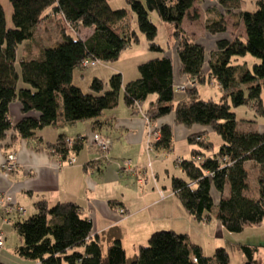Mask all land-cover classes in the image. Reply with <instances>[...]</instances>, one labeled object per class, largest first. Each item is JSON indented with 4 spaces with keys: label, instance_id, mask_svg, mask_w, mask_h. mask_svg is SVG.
I'll use <instances>...</instances> for the list:
<instances>
[{
    "label": "trees",
    "instance_id": "trees-1",
    "mask_svg": "<svg viewBox=\"0 0 264 264\" xmlns=\"http://www.w3.org/2000/svg\"><path fill=\"white\" fill-rule=\"evenodd\" d=\"M8 2L11 26L0 3V141H7L5 147L50 125L91 119L95 129L105 123L98 117L115 108L121 99L130 108L149 100L144 115L153 123L173 113L175 124L189 129L194 125L210 128L221 138L216 153L207 155L213 144L205 137L206 131L187 136L195 145L192 157L177 161L185 178L174 176L171 180V189L184 209L197 221L213 216L230 233L262 225L264 133L243 130L233 108L245 105L256 116L264 115V0H256L254 10L242 9L241 0H214V15L204 20L206 32L217 35L212 51L182 27L184 17L197 18L195 13L190 15L195 0H126L150 50L164 53L165 47L155 41L158 30L149 13L157 12L171 26L168 43L178 56V74L193 80L192 86L184 89L189 98L176 104L170 54L138 63L139 76L126 83L119 72L112 73L106 82L92 77L90 92L74 83L73 72L81 68L83 60L112 62L139 40L125 8H112L107 0ZM234 9H238L245 36L231 40L226 35L225 15ZM51 19L59 38L46 45L39 31L50 27ZM79 28L88 29L89 35L83 38ZM20 44H25L24 52L17 56ZM246 56L254 60L244 59ZM206 79L220 85V100L197 97L196 83ZM19 80L26 86H19ZM150 94L155 98L149 99ZM15 101L21 105L22 116L13 122L9 107ZM154 129L160 132L154 148L171 151V125L163 123ZM85 140V136H76L68 146L60 135L47 146L63 162L70 152L80 150ZM251 168L256 195L249 181ZM212 189L220 193L216 204ZM34 207L32 215L14 224L23 238L16 252L41 264H230L226 248L217 247L211 256L205 255L186 233L172 229L156 230L129 256L119 239L104 246L100 236H92V221L77 203L49 205L40 200ZM240 248L246 258L244 264H264V252L258 245L241 244Z\"/></svg>",
    "mask_w": 264,
    "mask_h": 264
},
{
    "label": "crops",
    "instance_id": "crops-1",
    "mask_svg": "<svg viewBox=\"0 0 264 264\" xmlns=\"http://www.w3.org/2000/svg\"><path fill=\"white\" fill-rule=\"evenodd\" d=\"M200 1L205 2L207 0ZM195 3L196 0L192 6L193 8L196 5ZM212 3H214V0L211 4L202 6L206 7L203 8L202 13L199 11L196 12L197 14L195 13L198 19L204 18L205 20L206 17L214 15V10L211 8ZM250 3V0H241V8L251 9ZM193 8L190 9V13ZM237 10L234 9L233 12L225 15L227 22L226 35L231 40L236 36H240V38H244L245 36V28L236 13ZM187 18V16L184 17L182 27L188 33L194 34L193 30L190 31L185 27ZM204 20L202 28H204ZM53 21L51 19L48 24L54 25ZM236 23L242 29V33L239 35L231 34V30H234ZM46 29L54 31L52 26ZM79 29L82 30L84 28ZM85 33L84 36L81 35L83 38L89 35V30ZM203 33V36L210 38V49H206L212 51L216 48L217 35H209L205 28ZM56 35L55 41L59 38L58 33ZM25 44L22 45L21 54L24 52L23 47ZM244 59H248L249 61L254 60L248 56L244 57ZM177 63V71L174 69L175 83H179L186 78L178 74L180 63ZM136 65L138 66V64ZM121 76H123L124 83L134 80H127L125 74ZM209 82L215 81L210 80ZM217 85L222 94L220 85L218 83ZM185 99L187 98H183L182 100ZM143 104L130 108L121 99L115 108L105 110L98 117V119L105 121V123L100 127H95V129L92 126L93 122L91 119H83V121H73L72 123H61L56 126L43 127L28 139L18 137L7 147L4 145L7 141H0V194L11 195L12 205L23 207L21 213L13 210L10 212V215L4 214L0 209V235L3 236V244L0 246V264H41L37 260L33 261L26 257H21L16 252V248L23 243V238L18 234L14 225L23 218L32 215L35 210L34 205L36 201L40 200L47 201L49 205L65 201L77 203L80 206L82 214L92 221V236H100L104 246L110 244L113 239H119L125 252L128 246L133 253L136 252L140 245H144V240L150 234L156 230H160L157 228L168 225L166 227L169 228L166 229H172L177 232L179 229H176L174 225L178 223L179 217H183L189 222L192 218L195 219L184 209L172 189L168 188L164 190V188L168 187L166 182L169 183V180H172L177 175L169 173L168 151H159L154 148L155 140H153V136L155 131H157L154 128L163 123L170 124L173 129L174 143L184 140L188 143L186 149L190 150L188 152L189 157L178 155L173 159L174 166L180 172L181 170L177 161L191 158V149L195 146L188 142L187 136L190 133L206 131L205 137L210 139L209 133L211 130L199 125H194L189 129L184 125L175 124L173 113L163 116L153 123L145 117L144 110L148 106L144 107ZM246 107L247 113L251 111L253 117L249 119L244 117L237 118L240 120L239 126L249 132L258 131L264 133V119L260 122L258 121L260 116L264 115L256 116L251 107ZM20 108L21 105L18 101L10 104L9 114L13 122H16L22 116ZM95 132L110 138L111 144L107 152V159L99 158L97 146L90 141V137ZM60 135L71 139L76 136H85L86 140L89 138V143L85 140L80 150L70 152V156H75L73 164L59 163V156L54 154L51 148L47 146V144L54 143ZM149 144L151 145L150 150H148ZM210 151L212 152H207L206 154L213 155L216 153L213 148ZM9 152L16 153L18 167L6 176L3 170H1V164L5 161V157ZM156 153H163V156H165L163 158L165 160L163 167L165 177L162 181H160L161 174ZM129 159L132 167L139 169L141 172L136 174L123 168L125 167L123 162ZM148 162L152 163L151 169L147 168ZM162 162L163 160H160L159 163L163 164ZM248 167H250V164H248ZM250 170L249 181L252 191L256 195L254 170L253 168ZM143 175L147 177V180L145 183H139L138 177ZM134 181L138 185L146 184V187L142 186V188H139L135 186ZM211 193L213 202L216 204L220 193L215 189L211 190ZM211 219L212 217H209V219L202 221H209ZM216 224L218 233L221 234L225 228L220 226L217 220ZM251 230H256L255 234L258 236L257 239H259V242H255V244L258 246L260 244L264 245V222L261 226L252 227ZM182 232L185 233L184 231Z\"/></svg>",
    "mask_w": 264,
    "mask_h": 264
},
{
    "label": "rangeland",
    "instance_id": "rangeland-1",
    "mask_svg": "<svg viewBox=\"0 0 264 264\" xmlns=\"http://www.w3.org/2000/svg\"><path fill=\"white\" fill-rule=\"evenodd\" d=\"M110 7L112 8H125L126 10L129 11L130 17V27L133 29L135 28L136 31H138L139 34V40L135 42V44L127 49H124L120 53V56L115 59L112 62H96L92 65H88L86 67H81L75 69L73 73V78H74V83L76 86H78L81 90L85 92H90L89 85L91 81L93 80L92 77H100L103 81H107L109 76L114 72L117 71L121 73V75L125 74L127 76V80L129 79H137L139 76V72L137 69L138 63L145 62L147 59H152L156 58L161 54H170L172 57V63H173V68L177 71L178 67V56L177 53L174 50V47L168 43V38L171 33V26L167 22H164L157 14L155 11H151L149 13L150 19L155 23L157 26V36L155 41L158 42L162 47H165V51L163 52H156L152 51L148 48V42L145 39L144 34L138 29L137 25V20L135 19V16L133 15L132 11L129 8V5L127 4L126 0H107ZM251 1V10H254L256 7L255 1L256 0H250ZM210 0H207L205 2L196 0V5L192 9L191 14H194L196 12L202 13L203 5H209L208 3ZM0 3L3 4L4 7V12L6 15V23L8 26H11V5L9 4L8 0H0ZM206 8V7H205ZM195 11V12H194ZM197 14V13H196ZM188 20L185 22V27L190 30L194 31V34H190L191 32H187L189 35H193L196 40L201 41L203 44H205V47L207 49H210L209 47V42L210 38L207 36H203V20L204 18H187ZM193 21V22H192ZM54 28L53 30L50 29H40L39 34L42 36L43 43L44 44H49L55 42V39L57 38V31L56 25H50ZM69 32H72L71 29H68ZM87 30V31H86ZM78 31V30H77ZM88 32V29H79L78 34L84 36ZM242 33V29L237 25L234 26V30H231V34H240ZM213 40V39H212ZM215 42V40H214ZM18 50H17V56L21 54L22 50V44L18 45ZM250 58V56H248ZM252 60V59H251ZM16 69H18V63H16ZM178 76V75H177ZM181 80V78H180ZM20 81V80H19ZM175 87V93H174V99L173 102L176 104L177 102L181 101L183 98H189V95H187L186 90H179L177 87ZM197 84V89H198V96L199 98H208L212 97L214 100H220L221 99V91H219L218 85L216 82L210 83L209 80L203 81V83H196ZM19 86H26L22 81L18 83ZM155 94H150L149 99H154ZM149 105V101L144 102L143 106L147 107ZM247 107L245 105H238L237 107L233 108L234 111L236 112L237 118H252L253 114L251 111L247 113ZM249 110V108H248ZM264 119V116H260L258 121H262ZM92 137V136H91ZM90 137V141L91 140ZM209 138L213 142V149L217 151L219 145L221 144V138L218 136L217 133H214L211 131L209 133ZM87 143H89V138L86 140ZM188 146V143L186 140L184 141H176L174 143L173 149L167 153L169 157V173L175 174L177 176L184 177V174L181 173L176 166H174L173 159L176 158L178 155L181 156H186L189 157L188 152H190L189 149H186ZM209 153L212 151H208ZM164 154H158L156 153L157 156V161L159 164V171H160V181L163 180L165 177V170H163L164 167V162L165 160L163 159L165 156ZM160 160H163V164L159 163ZM122 165V164H121ZM176 165V164H175ZM185 178V177H184ZM135 186L142 188L146 187V184L138 185L137 182L134 181ZM166 185L168 187L164 188L165 189H170L171 190V179L169 180V183L166 182ZM163 190V191H164ZM214 189H212L213 191ZM212 194V193H211ZM216 219L212 216V219L209 221H202V220H195L192 218V220L189 222L188 220H185L183 217L178 218V223H176L174 226L176 229H179L178 231H184L185 233L188 234L189 238L198 244L204 251L205 255L211 256L215 248L217 247H224L226 248L228 254H229V259H230V264H244L245 259L243 252L240 248L241 244H255V242H259L258 236H256V230L252 231L251 228H245L240 232H232L229 233L225 229H223V232L220 234L218 233L217 227H216ZM168 225L162 226L160 230H166V227ZM170 226V225H169ZM147 239L144 240V243H146ZM143 243V244H144ZM259 247H261L262 251L264 252V245L260 244ZM138 250V248H137ZM136 250V251H137ZM126 253L129 256H133V252L129 249L127 246V251Z\"/></svg>",
    "mask_w": 264,
    "mask_h": 264
},
{
    "label": "built area",
    "instance_id": "built-area-1",
    "mask_svg": "<svg viewBox=\"0 0 264 264\" xmlns=\"http://www.w3.org/2000/svg\"><path fill=\"white\" fill-rule=\"evenodd\" d=\"M98 62L97 60H89V59H85L81 62V67H86L88 65H92L94 63ZM193 80L192 81H188L186 79L181 80V82H179L177 84V87L179 90H184L186 89V87L188 86H192ZM160 138V132L159 131H155L154 136H153V140H157ZM92 143L95 144L99 150V155L101 159H107L108 157V150L110 147V138L108 136H102L100 133L95 132V134H93L92 138ZM65 141L67 143L68 146H71V144L74 141V138H65ZM151 145H148V150H150ZM18 159L16 158V153L14 152H9L7 154V156L5 157V161L1 164V170H3L4 174L7 176L9 175V173L13 172L16 170V168L18 167ZM75 162V156L72 157L70 156L69 158L60 161L59 163L61 164H73ZM125 164V168L127 171H132L135 172L136 174H138L139 172H141L139 169H135L132 167V164H130V159L129 160H125L123 162ZM152 163L148 162V166L147 168L151 169ZM143 169V168H141ZM147 180V177L145 175L138 177V182L139 183H145ZM0 209L2 210V212L4 214L10 215V212L13 210H16L18 213H21L23 210V207L21 206H14L12 205V197L11 195H7V194H0ZM3 244V236L0 235V246Z\"/></svg>",
    "mask_w": 264,
    "mask_h": 264
}]
</instances>
